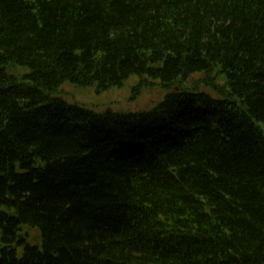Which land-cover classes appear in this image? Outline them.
<instances>
[{
  "label": "trees",
  "instance_id": "1",
  "mask_svg": "<svg viewBox=\"0 0 264 264\" xmlns=\"http://www.w3.org/2000/svg\"><path fill=\"white\" fill-rule=\"evenodd\" d=\"M0 264H264V0H0Z\"/></svg>",
  "mask_w": 264,
  "mask_h": 264
},
{
  "label": "rangeland",
  "instance_id": "2",
  "mask_svg": "<svg viewBox=\"0 0 264 264\" xmlns=\"http://www.w3.org/2000/svg\"><path fill=\"white\" fill-rule=\"evenodd\" d=\"M24 72L22 69L13 70V74L19 75ZM135 83L131 77L121 87H114L104 92H96L92 87L81 88L64 84L59 89V94L69 101L78 105L102 110L110 108L115 111H138L146 110L154 106L161 98L157 90H144L137 97L131 98L130 88ZM34 238L36 232H31Z\"/></svg>",
  "mask_w": 264,
  "mask_h": 264
}]
</instances>
